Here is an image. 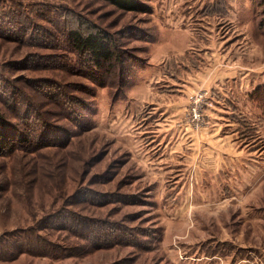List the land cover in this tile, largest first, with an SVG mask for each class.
<instances>
[{
    "label": "rangeland",
    "instance_id": "374dc122",
    "mask_svg": "<svg viewBox=\"0 0 264 264\" xmlns=\"http://www.w3.org/2000/svg\"><path fill=\"white\" fill-rule=\"evenodd\" d=\"M137 2L0 0V264H264V107L189 78L264 65V0Z\"/></svg>",
    "mask_w": 264,
    "mask_h": 264
},
{
    "label": "crops",
    "instance_id": "0c3cea01",
    "mask_svg": "<svg viewBox=\"0 0 264 264\" xmlns=\"http://www.w3.org/2000/svg\"><path fill=\"white\" fill-rule=\"evenodd\" d=\"M220 59L216 58L214 65L198 70L197 74L189 78H192L193 82H195L194 84L199 88L205 87V89L209 90L216 83L217 89L221 93L219 96L220 100L216 101L218 106L216 114L220 113L221 109L230 111L233 114L239 109V94L247 97L257 88L264 86V65L253 67L250 70L247 68V70L246 68L243 69V66L239 64L230 66L221 63ZM221 99L225 100V105L221 103ZM245 102L247 103V101ZM216 152L214 158L220 159L223 152Z\"/></svg>",
    "mask_w": 264,
    "mask_h": 264
},
{
    "label": "trees",
    "instance_id": "16d2710c",
    "mask_svg": "<svg viewBox=\"0 0 264 264\" xmlns=\"http://www.w3.org/2000/svg\"><path fill=\"white\" fill-rule=\"evenodd\" d=\"M114 5L120 8L126 9H138L139 2L137 0H108ZM69 41L73 44L74 48L77 49L83 55H86L89 60V65L92 64L97 69H102L103 66L116 62L120 57H118V47L113 41L111 35L102 30L97 29L87 34L80 32L77 29L70 30ZM93 66V67H94ZM90 77V76H89ZM251 97L261 103L264 107V86L257 88L251 93ZM6 126L7 131L5 132L4 139L10 138L8 135L11 130L12 134H15L16 129L12 127L11 123L4 121L3 117H0V128ZM1 131V130H0ZM18 132V131H17ZM0 135H2L0 133ZM18 134L13 139H17ZM1 137V136H0ZM11 137V138H12ZM20 138L26 139L25 135H20ZM29 249V248H23Z\"/></svg>",
    "mask_w": 264,
    "mask_h": 264
},
{
    "label": "built area",
    "instance_id": "2783aa9c",
    "mask_svg": "<svg viewBox=\"0 0 264 264\" xmlns=\"http://www.w3.org/2000/svg\"><path fill=\"white\" fill-rule=\"evenodd\" d=\"M208 94L209 90H204L190 96L192 104L191 111L194 121L196 120L197 126L204 123V108H208L210 105H213L212 101L209 100Z\"/></svg>",
    "mask_w": 264,
    "mask_h": 264
}]
</instances>
